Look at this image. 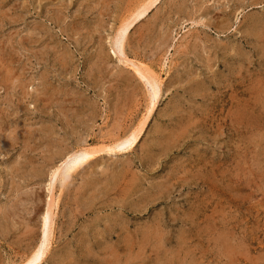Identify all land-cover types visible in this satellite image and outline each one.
<instances>
[{"label":"rangeland","instance_id":"rangeland-1","mask_svg":"<svg viewBox=\"0 0 264 264\" xmlns=\"http://www.w3.org/2000/svg\"><path fill=\"white\" fill-rule=\"evenodd\" d=\"M144 1L0 0V264L36 246L52 187L34 264H264V0H158L133 20ZM146 113L130 146L49 185Z\"/></svg>","mask_w":264,"mask_h":264},{"label":"bare ground","instance_id":"bare-ground-1","mask_svg":"<svg viewBox=\"0 0 264 264\" xmlns=\"http://www.w3.org/2000/svg\"><path fill=\"white\" fill-rule=\"evenodd\" d=\"M157 1L158 0H145L144 2H141V4H140L141 6L138 8V11H137V8H136L137 12L134 11L136 13H134V15H133V20L136 17H138L139 15H142L143 13H145ZM125 19H127V18H125ZM129 20H130V18H129ZM130 22H132V21L120 23L119 27L117 28L118 30H117V34H116L117 37L115 39V44L118 46L119 51L121 53H123L122 38L127 33V30L130 26ZM128 64L133 67L135 74L138 76V78L140 80H144L151 87V90H152L151 96H153V98H154L156 96V92H157V85H156L157 82L155 83V80L149 76L150 75L149 72H151L149 70V68L145 67L144 65H141L142 63H140V65L136 64L134 62H130ZM153 105H154V101L152 100L150 105H149V111L153 108ZM147 115L148 114L146 113V115L142 119L141 124L139 125L140 127L138 129L136 128L135 130L133 129L134 131L132 130L133 132L131 131V133H128L130 135L127 137H124L122 139H118L113 143H107V144H103V145L100 144L101 146L93 147L91 149H83V147H82V148H78L77 150L75 149V151H73L72 153L70 151L71 154L67 155L66 157L64 156L65 159H62L63 161H61L59 164L55 165L54 167L52 166L53 167L52 169L50 168V170H49V175H50L49 185L54 186V184L56 183V181L59 178H61V180H65L64 178L71 172V170H73L75 167H77L78 164H80L81 162H83L87 158L92 157L93 155H95V153H97L99 151H103L104 149L111 151V150H113L112 149L113 146H116L117 148L130 146L137 139L138 134L141 131V128H143V126L146 122ZM52 188L49 190V195H48V199H47V206H46L45 212L43 214V232H42V235L39 238V241L37 242L36 246L32 249V251L25 258V260L23 261L22 264H34V263L40 261L42 259V257L45 256V254H46V247H47L48 240H49L48 236H49L50 223H51V218H52L51 214L53 211L52 209L54 206H56V198L54 196V191Z\"/></svg>","mask_w":264,"mask_h":264}]
</instances>
